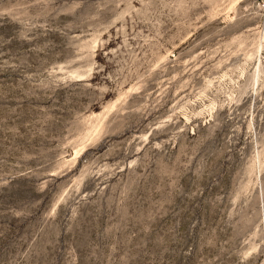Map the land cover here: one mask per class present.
<instances>
[{"label": "rangeland", "instance_id": "obj_1", "mask_svg": "<svg viewBox=\"0 0 264 264\" xmlns=\"http://www.w3.org/2000/svg\"><path fill=\"white\" fill-rule=\"evenodd\" d=\"M0 264H264V0H0Z\"/></svg>", "mask_w": 264, "mask_h": 264}]
</instances>
